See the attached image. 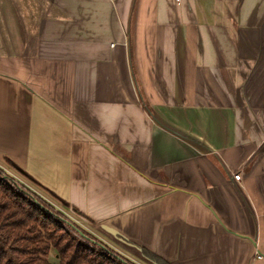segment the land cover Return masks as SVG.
<instances>
[{
    "label": "crops",
    "instance_id": "0c3cea01",
    "mask_svg": "<svg viewBox=\"0 0 264 264\" xmlns=\"http://www.w3.org/2000/svg\"><path fill=\"white\" fill-rule=\"evenodd\" d=\"M10 164L136 264H264V0H0Z\"/></svg>",
    "mask_w": 264,
    "mask_h": 264
},
{
    "label": "trees",
    "instance_id": "16d2710c",
    "mask_svg": "<svg viewBox=\"0 0 264 264\" xmlns=\"http://www.w3.org/2000/svg\"><path fill=\"white\" fill-rule=\"evenodd\" d=\"M10 166L30 180L17 166ZM58 201L64 211L69 210ZM72 221L0 169V264H136L89 232L78 230ZM147 257L154 264H166Z\"/></svg>",
    "mask_w": 264,
    "mask_h": 264
},
{
    "label": "rangeland",
    "instance_id": "374dc122",
    "mask_svg": "<svg viewBox=\"0 0 264 264\" xmlns=\"http://www.w3.org/2000/svg\"><path fill=\"white\" fill-rule=\"evenodd\" d=\"M0 169H2L4 172H6V174H8V176L11 179H14V180L18 181L20 184H22L26 188L30 189L34 193H36L46 203H48L49 205L57 208L58 210L63 211L71 220H73L72 222L76 226L79 227L78 230L84 231L85 233H88V231L83 227V224H82L83 220L80 219L79 217L73 215L71 212L64 211L61 203L56 198H54L51 194H49L48 192L44 191L43 189H41L40 187L36 186L35 184H33L30 180H28L27 178L22 176L20 173L16 172L13 168H11V166L8 169L6 167L5 168L4 167H0ZM72 231H73V229H72ZM73 233H74L75 237H78L80 239L81 238L84 239L83 236L81 234H79L78 232H73Z\"/></svg>",
    "mask_w": 264,
    "mask_h": 264
},
{
    "label": "built area",
    "instance_id": "2783aa9c",
    "mask_svg": "<svg viewBox=\"0 0 264 264\" xmlns=\"http://www.w3.org/2000/svg\"><path fill=\"white\" fill-rule=\"evenodd\" d=\"M240 178H241L240 175H235L234 176V180L235 181H240ZM258 259H261V257L259 256Z\"/></svg>",
    "mask_w": 264,
    "mask_h": 264
},
{
    "label": "water",
    "instance_id": "95a60500",
    "mask_svg": "<svg viewBox=\"0 0 264 264\" xmlns=\"http://www.w3.org/2000/svg\"><path fill=\"white\" fill-rule=\"evenodd\" d=\"M105 230H106L107 232H109V233L113 234V235H117V233H116V232H114V231H113V230H111V229L105 228Z\"/></svg>",
    "mask_w": 264,
    "mask_h": 264
}]
</instances>
